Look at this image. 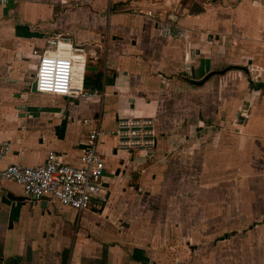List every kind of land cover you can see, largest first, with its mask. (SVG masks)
I'll use <instances>...</instances> for the list:
<instances>
[{"label":"crops","instance_id":"obj_1","mask_svg":"<svg viewBox=\"0 0 264 264\" xmlns=\"http://www.w3.org/2000/svg\"><path fill=\"white\" fill-rule=\"evenodd\" d=\"M127 3L155 15L122 11ZM171 11L178 14L174 23L162 14ZM57 32L99 46L98 62L89 66L95 70L85 74L99 96L27 91L32 50L43 51ZM257 56L264 63V0H8L0 6V142L11 144L0 169L42 164L48 152L78 164L87 132L96 127L84 119L99 120L97 151L105 165L103 193L79 214L57 203L32 204L19 184L0 180V264H240L239 254L214 244L230 235H214L235 231L241 184L255 192L264 182V139L241 146L238 136L223 134L227 144L231 139L225 148L210 125L238 109L240 83L229 73L240 70L201 86L189 80L243 60L254 64ZM251 89L255 106L241 131L262 135L264 88ZM130 117L155 120L152 160L117 148L110 132ZM256 167L262 176H253ZM255 203L245 208L254 219L249 233L259 238L254 247L264 244V216L256 219ZM248 258L264 264V249Z\"/></svg>","mask_w":264,"mask_h":264},{"label":"built area","instance_id":"obj_2","mask_svg":"<svg viewBox=\"0 0 264 264\" xmlns=\"http://www.w3.org/2000/svg\"><path fill=\"white\" fill-rule=\"evenodd\" d=\"M183 1V0H179ZM8 0H0V6ZM122 11L143 14L153 18L151 9L140 10L127 3ZM167 21L175 22V11L163 12ZM99 46H88L68 33L57 32L45 39L43 51L32 50L36 57L34 78L40 94L63 96L70 99L95 98L99 96L97 87L87 85L85 74L89 66L98 62ZM98 119H84L83 125L95 124L87 132V140L78 158V164L70 165L61 160L55 152H48L42 164L23 166L9 164L0 169V180L19 184L24 195L32 204L41 201L57 203L74 210L77 214L91 207L93 198L103 193L105 165L97 151V137L100 131ZM117 148L134 156L152 160L158 140L155 120L146 117L119 119L110 132ZM11 152V144L0 142V159Z\"/></svg>","mask_w":264,"mask_h":264},{"label":"rangeland","instance_id":"obj_3","mask_svg":"<svg viewBox=\"0 0 264 264\" xmlns=\"http://www.w3.org/2000/svg\"><path fill=\"white\" fill-rule=\"evenodd\" d=\"M260 59H263L262 56H257V60L254 61L255 65L248 62L247 60H243L241 63L242 65H239V66L245 67L246 73L241 70L239 74L233 71H232L233 73L231 72L229 73V77H232L231 79H233L234 82L240 83L239 92H240L241 99H240L239 107L238 109H235V111L231 115L230 114L227 115L224 112L223 113L224 116L222 115L223 118L220 117L219 119L218 118L213 119V122H211L210 124L211 126H214L218 132H221L222 134L221 136L223 137L225 148L231 144V139H229V142L227 144L226 137H224V135L226 136L232 135L234 137L238 136L241 146L245 142H249V141L254 142L258 140L262 141L264 139V134L253 135V134H246L243 131H241L242 127L244 126H248L249 128L250 124H248V122L246 123V121L248 120L249 122H251V114L255 106L253 105L254 97H251L252 89L248 84L247 85L245 84L248 83V80L256 82V83H258L259 81L264 82V63ZM229 65H232V64H228L226 66H229ZM226 66H223V68ZM232 70H236V69H232ZM29 79L32 80L31 77H29ZM225 92L231 93V90L226 89ZM256 100H259L256 102V105L261 106L260 103L263 100V97L258 96ZM215 137L216 136L214 135L209 136L208 137L209 139H207L206 142H209L210 140L212 141ZM217 137H218L217 139L219 140L222 139L220 135H217ZM211 141L209 143H211ZM252 165H253V161L251 163V166ZM252 169H253L252 171L254 172L252 173L253 176L255 177L262 176V175H259V172L261 171L259 167L252 168ZM241 176L246 177V175H241ZM262 178L263 177H261V179ZM260 182L256 183L255 185L256 193L254 191H248L247 186H245L244 183L241 184V189L244 188L243 189L244 193H242V195L240 196L241 213L239 217L234 219V222H233L235 231H218L214 235V239L220 238V237L223 239L227 238V236H225L226 233L230 235L227 238L229 240L228 242L219 239V240H216L214 244L215 246L218 245L219 248L222 247L224 254H231V255L239 254L241 260H243L241 261L240 264H251L249 263L251 262V260L248 257L253 256V255L257 257L259 253H261L264 249V244L262 246L257 244L254 247L253 245L254 242H257V240L259 241V238L257 237L258 235L255 237L252 233H249V231L251 230V229L249 230V226L252 220L254 219L250 215H247L245 213V208L247 207V212H248L250 210L251 202L255 201L256 202L255 210L257 211L256 219H259L260 221H262V218L264 216V215H261V213L264 211V182L262 183ZM211 187L214 189L215 185L212 180H209L208 190H210ZM252 195L254 196L255 199L250 198ZM258 229L259 228L255 229V232H256L255 234H258L257 233ZM262 233L264 234V232ZM254 264H257V262H254Z\"/></svg>","mask_w":264,"mask_h":264},{"label":"water","instance_id":"obj_4","mask_svg":"<svg viewBox=\"0 0 264 264\" xmlns=\"http://www.w3.org/2000/svg\"><path fill=\"white\" fill-rule=\"evenodd\" d=\"M87 69L95 70V68H93V67H89ZM232 69L241 70V71L246 73V68L245 67L237 66V65H229V66H226V67H224L222 69L210 70L199 80H189V81H190L191 84H194L196 86H201L209 78H211L212 76L223 75V74H225L226 72H228L229 70H232ZM30 77H31L32 80L28 84L27 91H29L32 94H38L39 92L36 89V82H35L34 74H31ZM17 110L21 111L22 113H24L25 112V107L23 105H20V106L17 107ZM16 199H22V198H16ZM43 204H46V203L43 202Z\"/></svg>","mask_w":264,"mask_h":264},{"label":"trees","instance_id":"obj_5","mask_svg":"<svg viewBox=\"0 0 264 264\" xmlns=\"http://www.w3.org/2000/svg\"><path fill=\"white\" fill-rule=\"evenodd\" d=\"M249 83H250V86L253 88H257V89L264 88V83H255L252 81H249Z\"/></svg>","mask_w":264,"mask_h":264}]
</instances>
